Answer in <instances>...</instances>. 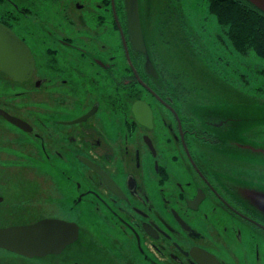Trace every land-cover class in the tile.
I'll return each mask as SVG.
<instances>
[{"label": "flooded vegetation", "instance_id": "1", "mask_svg": "<svg viewBox=\"0 0 264 264\" xmlns=\"http://www.w3.org/2000/svg\"><path fill=\"white\" fill-rule=\"evenodd\" d=\"M138 1L144 33L143 15L148 10ZM30 10L26 0H0V24L17 36L22 42L20 46H26V51L15 48L10 53L4 48L5 53L11 59L13 56L24 59L28 65V58L33 60L31 71L18 73L20 78L0 68V85L4 87L6 83L7 91L15 87L13 98L0 100V177L5 178L0 179V190L11 198L5 208L8 213L18 207L22 214L14 218L31 215L33 220L7 223L0 228L55 218L75 222L78 235L59 253L42 256H29L0 246V264H55L51 256L77 242L80 226L76 221L60 217L34 219L33 215L42 206L38 202L44 200L45 185L49 182L45 178L54 183L55 176L50 178V171L74 172L76 178L83 175L80 167L85 171L84 185L77 179L68 184L71 207L92 196L98 212L109 215V220L116 217L113 222L116 230L128 237L126 250L133 248L146 264H202L199 259L204 255L216 259H208L207 264H230L232 261L223 255L226 252L214 245L220 234L215 232L217 225L209 221L210 216L217 223L220 213L242 216L264 231V193H257L255 184L254 187L247 183L249 177L240 171L217 173V166L229 151L218 143L217 136L197 126L195 119L185 114L190 95L200 90L192 83L191 74L197 72L188 74L184 68L175 69L177 66L163 67L162 60L156 54L151 55L145 33L147 51L134 50L128 38L124 2L122 11L116 0L109 3L100 0L84 17L90 26L107 34L111 42H101L93 49L92 43V46L84 44L85 40L59 37L53 44L67 48L68 56L43 44L41 63L33 45L19 32L21 29L29 33L26 18ZM63 16L68 18L64 13ZM3 45L0 42V48ZM147 60L153 70L147 71ZM165 70L173 77H168ZM43 71L45 76L41 74ZM183 73L185 83L181 79ZM52 80L57 82V89L48 88ZM82 100L86 104L84 110L82 105H76ZM221 103L222 100H214L209 104L205 100V106L197 108L203 122L216 129L241 133L242 118L228 117L219 107L214 108L215 104L223 107ZM237 104L241 105L240 101ZM118 113L121 123L116 117ZM99 123H103L102 129L97 127ZM236 141L234 147L243 148L242 140ZM244 145L252 144L244 142ZM249 151L262 152L254 157L264 160V147L254 146ZM22 158L27 161L21 162ZM213 158L220 159L217 166L211 163ZM169 168H173L175 176L185 177L172 179ZM20 171L26 186L14 179ZM152 172L155 185L149 181ZM152 186L158 191L157 197L152 194ZM24 190L29 193L24 194ZM4 200L0 194V204ZM237 233L241 239V228H235L234 236ZM253 250L258 264L260 246ZM241 255L236 262L242 259ZM247 259L248 256L243 264H249ZM126 262L131 263L128 259Z\"/></svg>", "mask_w": 264, "mask_h": 264}, {"label": "rangeland", "instance_id": "2", "mask_svg": "<svg viewBox=\"0 0 264 264\" xmlns=\"http://www.w3.org/2000/svg\"><path fill=\"white\" fill-rule=\"evenodd\" d=\"M26 1L31 9L29 16L26 18L29 33L27 34L21 29H19V32L22 33L23 36H26L30 44L33 45L36 56L41 63L43 61V44L56 47L59 54L68 56L69 50L67 48L55 46L53 44L59 37H71L76 40H82L83 42L85 40L86 42L84 44L88 46H92L93 44V49L97 48L101 42H111V40L106 37L107 34L94 28V25L93 27L90 26L84 19L86 11L92 10L93 6L100 0ZM160 1L161 0H151V3H154L153 5L156 8L157 5L160 4ZM170 1H173L174 4L182 8L183 17L185 21H187L191 41L192 44H194V50L198 52V56L195 57L189 55L188 52L186 53V56H191L190 62L185 60L186 56H182L184 60L182 66L176 64V61L174 63V65L177 66L175 69L180 70L184 68L186 70L183 71L188 74L193 71L197 72V74H191L192 83L196 84L200 90H195L190 95L187 113L185 114L187 116H192L197 126L217 136V139H219L218 143L221 144L224 150L229 151L228 156L221 159L222 164L220 166L216 165V163L220 161L219 158L212 159L211 163L217 166V173L222 174L223 172H229L232 174L240 171L243 175L249 177L247 183L253 186L255 184V191L259 194H263L264 185L262 186L259 184H264V160L259 157H254V155L262 152H250L249 149L254 148V146L264 147V75L259 72V70L264 67V57H259L253 52L247 55L240 54L233 49L224 35L222 33L223 36L220 34V32H222L221 27L215 15L209 11L207 0ZM142 4L147 6L146 10L150 12L148 0H140V6ZM163 10H170V8L165 7ZM63 13L67 15V19L63 16ZM79 15L83 17L82 20L78 18L80 17ZM168 15L167 13H163L161 21L164 22ZM145 20H148V13L143 15V21ZM145 26H147L146 23H144V30L147 29ZM154 26H156V23H154ZM144 33L148 38L149 34L147 31ZM31 34H33V36ZM217 34L221 37L218 38ZM222 38L223 40L221 41L220 39ZM216 39L219 41L217 42ZM189 50L191 51V49ZM172 52L176 55L180 54V47L174 44ZM228 69H232L233 71L229 72ZM165 72L168 77H173L171 73H168L166 70ZM41 74L44 76L46 75L44 71ZM194 75H198V77L195 78ZM182 76V83H185L184 73ZM52 81L54 83H48V88L53 90L55 88L57 89V82L55 83L54 80ZM6 87V83L4 87L0 85V100L14 97L12 91L15 87H10L8 91ZM37 89L39 90V88ZM213 99L215 101L222 100L221 105H223V107L215 104L214 108L217 109L219 107V110L224 115L242 118L241 133L237 132V134H235L228 129H216L214 126L203 122V116L197 108L199 106H205V100L207 103L212 104L214 101ZM229 101L231 102L228 103ZM238 101H240L241 105L237 104ZM70 105L75 106L74 104ZM76 105H82L83 109L81 110H84L86 104L84 100H82ZM70 112H74V110L71 109ZM116 117L121 123V114L118 113ZM196 125L195 127H197ZM97 127L102 129L103 123H99ZM236 139L242 140L243 143L241 146L243 145V148L239 149L240 147H234L233 142H235ZM244 142H250L253 146L244 145ZM83 152L88 151L83 149ZM63 153L66 156L68 155L67 151H63ZM51 158L52 155L50 160ZM99 160L102 161L101 159ZM20 161L26 162L27 160L22 158ZM208 167L211 168L212 165L208 164ZM222 169L224 171H222ZM80 170L81 173L85 175V171L82 167H80ZM140 170L141 169H139V174L142 175ZM168 171L171 178L174 180L185 177V175L181 174L175 176L173 168H169ZM16 175L14 179H17L20 185L26 186V179H24L23 173L20 171ZM49 175L50 178H54L55 176V179H52L54 183H52L50 179L45 178V182L48 180L49 182L48 185H45L44 200L38 202V204L42 206L36 211L37 215H33L34 219H39L40 217H60L66 220L76 221L80 226L77 242L74 243L72 247H67L62 253L51 256L54 257L53 262L55 264H146L137 256L138 253H135L133 248L126 250L124 246L128 237L124 235L126 234L125 232H118L116 230L117 227L113 223L116 221V217L113 216V218L109 220L107 217L109 215L98 212L97 207H95L93 203L92 196V198L90 196L85 197L76 207H71L73 205L71 204V197H69L67 193L69 190L68 184L70 181L77 179L84 185L85 179L83 175L75 178L74 172H53V170L50 171ZM150 176L151 178L149 181H151L152 185H155V181L153 180L155 174L152 172ZM0 179L5 180L4 177H0ZM253 180H255L256 183H254ZM244 186L250 187L247 184H244ZM169 187L171 190L175 189L172 184H170ZM150 189L154 197H157L158 191L154 189V186L150 187ZM77 192L76 190L75 193ZM23 193L28 194L29 191L24 190ZM0 194H3L5 199L4 203L0 204V225L33 220L31 215L27 218H23V215H19V220L14 218L17 214H22L19 213L20 208L16 207L13 212L8 213V210L5 208H8L10 203L9 199L11 198H9L8 193H3L1 190ZM219 215L221 217L219 223L215 221V218L212 219V216H210L209 219V221L217 225L214 227V230L216 233L220 234V236L215 237L216 241L214 245L226 252L223 255L232 261L230 264H243L246 256L249 257L247 263L256 264L255 251L253 250L256 245L260 246L261 252L258 264H264V231L261 230L258 225L242 216V218L234 217L227 213H220ZM105 218L109 221L105 220ZM236 227L238 229L241 228V239L238 233L234 236ZM116 245H118L117 248L115 247ZM241 251L247 254L241 255V253H243ZM238 255H241L240 257L242 259L236 262ZM127 259L130 260L131 263H127Z\"/></svg>", "mask_w": 264, "mask_h": 264}, {"label": "trees", "instance_id": "3", "mask_svg": "<svg viewBox=\"0 0 264 264\" xmlns=\"http://www.w3.org/2000/svg\"><path fill=\"white\" fill-rule=\"evenodd\" d=\"M109 2L110 0H105V3ZM148 2L150 12H146L148 13V20L143 22L147 24L145 26L147 29L144 32L147 31L149 34L146 41L151 55L156 54L162 60L163 67L169 69L175 67V61L176 64L182 66L184 62L182 56H186L187 52L191 56H198V52L194 50L182 8L170 0H161L156 8L151 0ZM207 2L209 11L215 15L221 27L222 32L220 34L224 35L233 49L240 54L247 55L253 52L259 57H264L263 11L248 0H207ZM117 4L121 5L123 11L122 0H116ZM165 7L170 8V10H163ZM163 13L169 14L164 22L161 21ZM153 22L156 23V26ZM123 23L125 28V21ZM217 37L220 38L221 36L217 34ZM220 40L222 41L223 38ZM216 41L219 40L216 39ZM174 44L180 47L182 54H173L172 47ZM191 56H186L185 60L190 62ZM228 71L232 72V69H228ZM259 72L264 75V67Z\"/></svg>", "mask_w": 264, "mask_h": 264}, {"label": "water", "instance_id": "4", "mask_svg": "<svg viewBox=\"0 0 264 264\" xmlns=\"http://www.w3.org/2000/svg\"><path fill=\"white\" fill-rule=\"evenodd\" d=\"M258 9L264 12V0H248ZM127 18V30L129 42L134 50L146 52V45L141 27L138 0H123ZM0 42L4 45L0 48V68L12 77L20 78L18 73H25L32 69V58H28L29 65L24 59L6 54L16 50L26 51L25 44L9 29L0 24ZM16 45V46H15ZM20 47H18V46ZM2 52V53H1ZM21 62L23 64H21ZM152 69V64L147 60V71ZM17 72V74H16ZM84 118V117H83ZM78 226L75 222L47 218L36 221L31 225H16L0 228V246L12 249L29 256L45 255L47 253H59L68 243L77 238ZM208 259L216 261L213 256H202L199 261L207 264Z\"/></svg>", "mask_w": 264, "mask_h": 264}]
</instances>
